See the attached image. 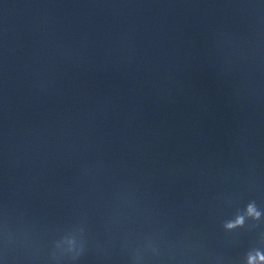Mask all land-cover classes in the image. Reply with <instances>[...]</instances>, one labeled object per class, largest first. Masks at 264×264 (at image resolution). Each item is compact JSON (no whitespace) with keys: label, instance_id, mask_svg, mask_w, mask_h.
I'll list each match as a JSON object with an SVG mask.
<instances>
[{"label":"water","instance_id":"water-1","mask_svg":"<svg viewBox=\"0 0 264 264\" xmlns=\"http://www.w3.org/2000/svg\"><path fill=\"white\" fill-rule=\"evenodd\" d=\"M0 264H264V0H0Z\"/></svg>","mask_w":264,"mask_h":264},{"label":"clouds","instance_id":"clouds-1","mask_svg":"<svg viewBox=\"0 0 264 264\" xmlns=\"http://www.w3.org/2000/svg\"><path fill=\"white\" fill-rule=\"evenodd\" d=\"M231 227V225H229Z\"/></svg>","mask_w":264,"mask_h":264}]
</instances>
